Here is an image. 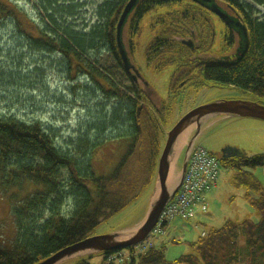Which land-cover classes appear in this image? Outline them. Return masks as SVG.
<instances>
[{"label":"trees","instance_id":"16d2710c","mask_svg":"<svg viewBox=\"0 0 264 264\" xmlns=\"http://www.w3.org/2000/svg\"><path fill=\"white\" fill-rule=\"evenodd\" d=\"M21 1L25 0H0V25L2 21H10L20 39L29 40L47 52L61 53L69 69L88 75L104 94L125 102V107L120 105L113 113L115 118H111V124L118 129H127V124L130 127L118 134V139L127 144L117 165L107 176H97L91 161L96 143L81 148L83 159L79 161L60 152L39 123L0 117V193L8 199L14 226L12 242L5 245L0 241V264H37L52 253L93 235L99 224L131 204L146 189L152 190L165 134L163 124L181 83L200 88L212 80L222 86H235L264 103V19L253 17L249 3L210 0L218 2L219 8L232 20L231 25L229 21L223 24L217 36L213 16L190 0H138L125 24L131 48L134 46L131 38L140 32L141 19L153 12L151 26L157 29V34L145 49L146 64L155 72L169 65L173 67L168 83L169 101L160 102L157 107L123 68L118 53L116 26L128 0H102L98 15L106 21L85 32L77 31L69 22L78 3L39 0L43 14H40L42 24L38 25L19 5ZM251 1L264 7V0ZM102 12L106 14L104 17ZM235 22L239 27L230 28ZM183 40H191L193 47L185 45ZM243 42L248 43L249 51L235 65V49ZM99 44L110 51L124 76H128V90L120 87L110 73L101 70L97 60L88 59L90 50L100 49ZM215 48L226 50L225 61L203 69L201 60L206 61L210 50ZM123 109L126 115L122 121L126 125L122 127L117 122L121 121ZM219 159L221 166L235 170L233 184L246 190L245 198L258 219H227L219 228L202 231L196 240L188 242L190 251L175 262L264 264V184L251 171L264 166V153L248 156L241 150L235 157ZM63 192L72 202L68 215L59 209ZM206 213L207 210L197 211L194 218L183 222ZM177 218L180 217L162 223L161 231L149 240L145 251L116 262L106 261L115 252H101L104 257L101 264H170L165 257L164 226ZM128 251L133 252L134 248ZM90 256L77 257L74 264H91Z\"/></svg>","mask_w":264,"mask_h":264},{"label":"rangeland","instance_id":"374dc122","mask_svg":"<svg viewBox=\"0 0 264 264\" xmlns=\"http://www.w3.org/2000/svg\"><path fill=\"white\" fill-rule=\"evenodd\" d=\"M102 0H68L67 3L76 4V12L69 18L72 27L77 31H89L92 27L101 25L106 21L98 15ZM249 3L253 7V17L264 19V7L254 4L251 0H238ZM26 13L41 25L42 15L39 0H25L19 2ZM106 14L102 12L104 17ZM155 13L146 14L140 21V32L131 38L135 48L131 54L130 39L127 35V27L123 30L125 48H127L132 64L140 72L155 92L152 98L157 107L160 102L169 101L168 83L173 71L172 65L165 67L161 72H155L145 61V49L149 42L156 36L157 29L151 26V18ZM214 21L217 36L223 28L220 21ZM104 24V23H103ZM101 42V40H99ZM95 51L90 50L88 59L96 61L101 70L112 75L113 80L129 89V82L120 67L116 64L113 55L104 45L99 44ZM99 49V50H98ZM86 59V58H84ZM206 86L194 88L187 86L173 100L169 115L166 116L163 130L166 134L173 125L189 110L217 98L225 96H246L241 92H235L233 88L220 86L213 82H207ZM125 102L104 94L88 75L69 69L65 57L57 51L47 52L41 47L35 46L29 40L20 39L15 26L10 21H2L0 25V117L15 118L26 123H39L47 135L51 138L56 148L74 158L82 160V147L89 143H96L92 154V167L97 176H107L117 165L124 153L127 142L118 134L126 132L130 124L122 121L126 115L122 110L118 125H126L127 129L114 128L111 118L113 113ZM122 116V117H121ZM221 117H207L201 122L202 129L197 137L199 142L217 158L221 157V150L225 147H234L244 151L248 156L264 153V120L251 117H229L220 120ZM197 130V124H190L180 137L192 135ZM164 134V135H165ZM110 139V140H109ZM166 135L162 136L165 143ZM98 143V144H97ZM188 144V138L183 139L180 146L175 145L172 155L173 168L177 174V182L171 186L175 187L181 177L183 156ZM86 157V156H85ZM171 162V163H172ZM253 174L264 184V166L251 170ZM63 180L65 171L62 172ZM235 170L220 166V174L216 186L205 193L207 202V213L197 215L194 220L183 222L177 218L164 226V240H166V260L170 264L176 263V259L190 251L188 242L194 241L204 230L211 227H221L227 219L241 221L251 218L256 221L258 216L252 206L245 198L246 190L237 188L233 184ZM152 190L146 189L131 204L120 212L99 224L93 235H105L120 233L126 229L138 226L148 213L151 205ZM60 212L68 215L72 209L70 198L62 193ZM196 223V224H194ZM14 237V226L10 214L8 199L0 193V241L9 245ZM178 240L172 243L171 240ZM135 253L139 248L134 249ZM73 256L60 261L58 264H74V260L80 256ZM95 253V252H94ZM124 256L128 252H122ZM103 254L95 253L90 256L91 264H101Z\"/></svg>","mask_w":264,"mask_h":264},{"label":"water","instance_id":"95a60500","mask_svg":"<svg viewBox=\"0 0 264 264\" xmlns=\"http://www.w3.org/2000/svg\"><path fill=\"white\" fill-rule=\"evenodd\" d=\"M195 2L210 1V0H192ZM138 0H128L125 4L116 26V41L120 58L128 72H130V57L125 48L123 39V30L128 19L129 14L136 6ZM222 18L227 15L222 14L219 10H214ZM244 36L246 37L247 31L245 26L242 27ZM183 43L187 46H192L191 41L184 40ZM131 78L135 81L139 79L143 91L152 100L155 96L154 90L151 86L144 81L140 72L135 67L132 70ZM218 116L220 120L229 117H251L260 120H264V103L256 98L243 99V98H231V99H217L210 102L202 103L186 112L174 125L166 132L165 143L162 145L161 153L158 158L156 168V178L154 186L152 188L151 205L148 213L141 220L140 224L133 229H126L120 233L105 234V235H91L81 241L64 247L55 253H52L45 259L41 260L37 264H58L60 261L72 257L74 254L90 251L89 255L95 253H111L118 252L125 249L133 248L143 241H145L152 233L153 229L159 223L160 216L170 201L174 198L179 190L183 178L186 173L189 157L193 149L200 145L197 142V137L200 135V124L207 117ZM197 124V130L192 134H188L183 139L187 140L188 144L183 156L181 177L179 183L175 187H170L167 184L169 169L171 164L172 155L174 153L175 145L178 146L179 136L183 131L192 123ZM164 135V136H165ZM241 154V150L234 147H225L221 150V158L228 159ZM95 252V253H94ZM88 253V252H87ZM86 253V254H87ZM81 257V256H80Z\"/></svg>","mask_w":264,"mask_h":264},{"label":"built area","instance_id":"2783aa9c","mask_svg":"<svg viewBox=\"0 0 264 264\" xmlns=\"http://www.w3.org/2000/svg\"><path fill=\"white\" fill-rule=\"evenodd\" d=\"M220 166L219 159L202 145H198L193 149L182 184L175 197L162 212L159 223L153 230L152 237L161 231V225L165 220L174 219L175 217L188 220L194 218L197 211L205 212L207 210L205 193L216 186ZM148 243L149 241H145L138 245L139 252L145 251ZM122 252L110 255L107 261H122L130 255L136 254L135 251H129V255L124 256Z\"/></svg>","mask_w":264,"mask_h":264},{"label":"flooded vegetation","instance_id":"af4514ba","mask_svg":"<svg viewBox=\"0 0 264 264\" xmlns=\"http://www.w3.org/2000/svg\"><path fill=\"white\" fill-rule=\"evenodd\" d=\"M192 3H195V4H197V5H199V6H201V7H203L204 9H205V12L206 13H209L211 16H213V18L215 19V21L217 22V21H220L222 24H225L227 21H229V23H230V25H231V23H232V20L231 19H229V17H225V18H222L220 15H218V13L217 12H215L214 10L216 9V10H219L222 14H224V11L223 10H221L220 8H219V5H218V2H214V1H200V2H195V1H192V0H190ZM239 27V24H238V22H235V26H230V28H232V29H236V28H238ZM245 37V36H244ZM184 41V40H183ZM182 41V42H183ZM189 41H191V40H189ZM191 44H192V46H189V47H193V43L191 42ZM135 48V46H133V49ZM133 49L131 48V45H130V50H131V54H132V52H133ZM236 51H235V53H234V64L236 65V64H238V63H240L245 57H246V55H247V52L249 51V48H248V43L247 42H243V43H238V46H237V48L235 49ZM210 52H211V55L210 56H208L207 58V60L206 61H204V59H202L201 61H203L204 63H201V67H203V69L204 68H206L207 67V65H209V64H215V65H217L218 63H219V65H222L223 64V62L225 61V59H226V57H227V55L225 56L224 54H226V50H221V49H212V51L210 50ZM130 56V55H129ZM218 62V63H217ZM217 63V64H216ZM130 72H128L127 70H126V68H125V66H124V64H123V68L126 70V72L129 74V76L131 77V75L130 74H132L133 72H132V70H134V68H135V65L134 64H132V59L130 60ZM187 69H192L190 66H187ZM123 71V70H122ZM124 72V71H123ZM172 75V74H171ZM125 78L126 79H128V76L125 74ZM132 79V78H131ZM133 80V79H132ZM134 81V83H138L139 84V79L137 80V81H135V80H133ZM129 82V81H128ZM192 82H195L194 80H192ZM208 82H213L214 84H217V85H220V86H222L221 84H218V83H216L215 81H208ZM130 83V82H129ZM207 83V82H206ZM204 84L203 86H206L207 84ZM180 86H181V88H180V91H179V94L182 92V90H184V88L185 87H187V86H193L194 88H196L195 87V85H192V83L191 84H189V85H184V83H181L180 84ZM228 88H233V90H235V92L237 93V92H241V94H247V95H250V96H252L251 94H249V93H244L242 90H240L239 88H237V87H235V86H232V85H229V86H227ZM178 94V95H179ZM231 98H243V99H248L246 96H225V97H223V98H217V99H231ZM253 98V96L252 97H249V99H252ZM217 99H214V100H217ZM210 101H213V100H210ZM210 101H207V102H210ZM206 103V102H205Z\"/></svg>","mask_w":264,"mask_h":264},{"label":"bare ground","instance_id":"6f19581e","mask_svg":"<svg viewBox=\"0 0 264 264\" xmlns=\"http://www.w3.org/2000/svg\"><path fill=\"white\" fill-rule=\"evenodd\" d=\"M178 146H180L183 143V138H181L180 140H178ZM172 157V156H171ZM173 158V157H172ZM173 161V159H171V162ZM178 180L177 174L174 171L173 168V162L170 164V169H169V175H168V180H167V184H169V186L171 187L172 185H174ZM89 251H83V252H79L74 254L73 256H78V255H82L85 254ZM72 256V257H73Z\"/></svg>","mask_w":264,"mask_h":264},{"label":"crops","instance_id":"0c3cea01","mask_svg":"<svg viewBox=\"0 0 264 264\" xmlns=\"http://www.w3.org/2000/svg\"><path fill=\"white\" fill-rule=\"evenodd\" d=\"M194 220V219H193ZM195 224V223H194Z\"/></svg>","mask_w":264,"mask_h":264}]
</instances>
